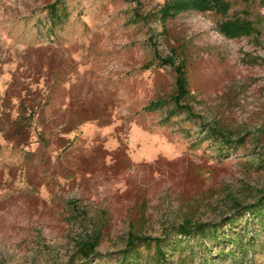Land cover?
<instances>
[{"label":"rangeland","instance_id":"1","mask_svg":"<svg viewBox=\"0 0 264 264\" xmlns=\"http://www.w3.org/2000/svg\"><path fill=\"white\" fill-rule=\"evenodd\" d=\"M54 1L0 0V264H119L129 232L163 237L162 264H264L245 211L264 196L262 0H229L257 32L240 38L213 11L163 22L164 0H60L52 28ZM179 64L188 107L169 115ZM184 223L247 250L175 235Z\"/></svg>","mask_w":264,"mask_h":264},{"label":"trees","instance_id":"2","mask_svg":"<svg viewBox=\"0 0 264 264\" xmlns=\"http://www.w3.org/2000/svg\"><path fill=\"white\" fill-rule=\"evenodd\" d=\"M264 3V0H262ZM229 0H164L161 7L158 10L159 19L165 22L168 19L175 18L179 14L187 11H197V12H208L213 11L220 15L221 19L217 23V31L227 38H240L243 36L256 35V29L253 22L247 18L240 16L228 17V11L230 9ZM68 13L65 6L60 2V0H55L53 3L49 4L47 7V18L50 23V27L54 28L57 24H62L65 22ZM176 79H175V92L171 96L173 102L172 110H169V115L177 112L180 108H187L186 104H181V100H185L189 95V90L187 88V79L185 76L184 69L182 65L175 67ZM150 107L160 106L161 102H151ZM164 103V102H163ZM190 109H188L189 111ZM190 112V111H189ZM21 113V112H20ZM21 115V114H20ZM21 122L18 118L10 122L11 126L18 129V124ZM214 135H219L221 142L230 147L233 142L224 134L218 130H211ZM237 141H242L240 137ZM246 212H250L252 217L259 220L261 225H264V196L257 199L256 203L245 207ZM237 218L228 217L225 219V223L230 225L235 223ZM221 224L219 223H198L195 226H190L188 223L180 224L174 227L173 231L175 235H180L186 237L195 231L202 239L210 241L211 243H220L223 245L230 243V245H235L237 248L235 251L230 250L234 255L238 252L242 254L245 252L246 245L242 241V235L228 237L226 240L221 237L220 234ZM152 243H154V254L155 256L150 257V260L144 259L141 254V248H152ZM164 238L163 237H150L143 235H136L129 232L126 241V247L121 251L120 263L119 264H162L161 262L165 259L163 252ZM230 246V247H231ZM84 257L88 259L92 254L95 253V243H86L81 246ZM223 251L221 250V253ZM99 255L96 254V257ZM155 257V258H154ZM236 261V260H235ZM85 264H90L87 261Z\"/></svg>","mask_w":264,"mask_h":264}]
</instances>
